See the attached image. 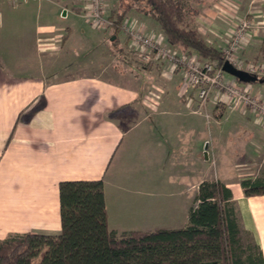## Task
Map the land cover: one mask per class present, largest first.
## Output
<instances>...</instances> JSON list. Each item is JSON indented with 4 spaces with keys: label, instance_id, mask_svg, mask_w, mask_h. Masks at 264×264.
<instances>
[{
    "label": "crops",
    "instance_id": "1",
    "mask_svg": "<svg viewBox=\"0 0 264 264\" xmlns=\"http://www.w3.org/2000/svg\"><path fill=\"white\" fill-rule=\"evenodd\" d=\"M85 8L84 0H0V238L12 232L60 233L59 184L66 180H104L112 229L114 213L127 205L125 199L142 208L135 221L142 225L129 220L122 230L188 223L177 226L158 218L173 206L162 193L164 168L194 163L195 157L184 160L194 137L203 167L208 164L201 158L206 135L194 110L196 91L181 72L156 63L141 65L129 54L127 40L119 35L116 40L108 28V38H89L95 48L90 60L76 58L67 48L74 27H60L57 21L62 11L64 17L84 18ZM248 15L254 26L237 56L247 65L263 64L264 0H212L198 18L204 20L207 40L225 48L239 20ZM131 16L148 33H163L146 17ZM228 79L264 99V83ZM231 100L214 91L207 109H215L216 119L233 113L245 128L237 157L226 156L213 176L207 165L199 179L187 170L181 180L195 190L191 206L205 180L230 187L241 234H252L264 255V194L246 197L243 178L236 182L245 168H254L246 173L253 177L264 172V115ZM233 170L235 178L222 177ZM121 218L115 214L113 219Z\"/></svg>",
    "mask_w": 264,
    "mask_h": 264
},
{
    "label": "trees",
    "instance_id": "2",
    "mask_svg": "<svg viewBox=\"0 0 264 264\" xmlns=\"http://www.w3.org/2000/svg\"><path fill=\"white\" fill-rule=\"evenodd\" d=\"M211 4L208 0H118L117 8L107 16L104 12L110 22L104 28L111 29L116 40L121 33L127 35L123 25L134 11L154 21L168 45L223 66L227 46L209 42L194 26L201 10ZM126 40L135 59L128 35ZM260 79L264 83V76ZM241 186L246 197L264 194V172L242 179ZM59 192L61 232L9 233L0 238V264H264L260 246L242 241L233 191L220 180L200 183L185 227L152 231L110 227L103 179L62 181Z\"/></svg>",
    "mask_w": 264,
    "mask_h": 264
},
{
    "label": "rangeland",
    "instance_id": "3",
    "mask_svg": "<svg viewBox=\"0 0 264 264\" xmlns=\"http://www.w3.org/2000/svg\"><path fill=\"white\" fill-rule=\"evenodd\" d=\"M208 1L211 2L212 0H208ZM104 2H105V11L104 12H105L106 16L113 9L118 7V0H104ZM84 3H85V7H86L84 9V12H83L84 18L78 17L79 18L78 19L77 16H73L72 14L71 15L67 14V16L64 17L63 11H62L60 18L57 21V24L60 27L71 26V25L74 27V32L71 36V41L68 44L67 48L70 49L72 52H74L73 54H75V57H76V55L78 56L76 58H82L83 60H85L88 56H90L95 49L94 47H91L90 42H88L89 38H91L92 35L95 36V39L98 38V36L99 37L105 36L106 38H108V29L104 28L107 26V24L95 23L88 17L90 15L88 13V10L91 7V4H93L92 0H84ZM202 12H203V9L201 10L200 13H202ZM136 14H137L136 12H134V11L132 12V15H136ZM61 17L67 18V19H63ZM198 17L199 16H197V18L195 19L194 26L199 28L203 33H205L204 30L202 29V28H204V27H202V22L204 20H202L201 17L200 18H198ZM131 18H135V17L131 16ZM77 19L80 20V22L76 21ZM146 20L152 21L150 18H147V17H146ZM197 20H199V21H197ZM152 22H154V21H152ZM69 23H72V24H69ZM79 23H80V26L77 25ZM136 24L139 26V23H136ZM63 37L64 36H61V37H59V39H63ZM119 37L122 41H124L126 39L127 35H124V33H121V34H119ZM81 41H82V43H78ZM51 42H53V41H51ZM83 42H84V45H82ZM95 43L96 42H94V44ZM91 48L93 50L92 52H90ZM225 56H226V54H225ZM87 60H90L89 57L87 58ZM238 60L242 61L241 59H238ZM244 65H247V64L244 63ZM254 65H263L264 66V63L263 64H254ZM225 75H226L227 82L232 84L233 86H235L234 82L231 81L230 79H228V75L227 74H225ZM259 76L262 77L263 75L259 74L258 77ZM4 81H6V80H4ZM187 84H189V86L191 87V84L189 82ZM241 84L243 85L246 83L241 82ZM211 96H212V94L210 95V98H211ZM252 96L256 97L259 102L264 103V99H262V98L260 99L259 96H256L255 94ZM230 99H231V96H230ZM240 103L244 104V101H242ZM249 107H251V106H249ZM194 110H196V109H194ZM214 110L215 109H211L209 107L208 113L210 114V117H207L206 110H204V109H201V110H199V112H196V114H199L198 116H200L201 119L203 120V123H202V126L204 128L203 135H206L205 136L206 142L203 144V148H202L203 154H202L201 158L204 157L203 160L206 163H208V164H205V166L209 165V172L208 173L211 174L212 176L214 175L215 171H217V169L218 170L220 169V171H221L220 163L222 162V160L226 156L230 157V158L237 157L236 152L239 150V149L237 150V148L239 147L238 142H239V140L242 139L241 137L243 136L244 133H241V132H243V129H245V128H242L241 126H238L239 123H236L234 121L237 118L235 116H233V113L230 115H227L223 118L216 119L217 115L214 112ZM1 129L2 128L0 127V130ZM240 133H241V136L238 135ZM196 143H197V141H196V138L194 137L193 140H191V142L187 144V149L184 152V154L187 155V157H184L185 161L186 160L190 161L195 157L194 163L191 164V166L185 167V165L183 164L179 167H166V168H164V172L162 174V181H163L162 193H163L164 199H167L170 203H172L173 206L169 207V209L166 212H163V216L161 218L159 217L158 221H164V223L165 222L169 223V222L173 221L175 225L180 226L181 224L184 223V221H186L188 219V210L191 207V199H192L193 193H195V190L193 191L191 187H189L186 183H183V181L181 180V175L184 174V172L188 170V171L194 172L192 177L195 180H197V179H199L200 175L204 174V170H205V166L203 167L202 161L199 157V155H200L199 153L201 152V150L198 149V145ZM207 144H208L207 150H208V153L210 155V159H207L209 157L206 158V155H205L206 150H204V149L206 148ZM180 147H182V146L180 145ZM200 147H202V143H201V145H199V148ZM213 156L217 157L216 163H215V159H213ZM262 163H264V162H262ZM262 163H260V165ZM262 167H263V165H262ZM257 168H259V166ZM253 169L254 168H250V169L245 168L242 171V172H245L244 176H243V174L241 177L238 176L236 178V182L239 183L241 181L240 179H242V178L244 179L246 177L252 176V175L246 174V173H248V172L250 173ZM259 172H261V169L259 170ZM222 177L224 179L225 178L226 179H233L236 177V175H235V172L233 170L232 172H229L228 174H223ZM165 195H167V196L169 195L171 197H167ZM125 202L127 205H124L125 207L123 209H119L118 213H114L113 218H115V214H116L120 218L126 217V219L121 218V219L116 221L112 218V226L115 227L116 229L120 230V231H122L123 227H125L127 224H129L130 221H133L134 225H142V224H135L136 220L140 221V217H138V216H141L140 211L142 210V208H133V206H136V205H134L136 203L130 204L131 201H129V199H125ZM113 207L114 206H111L112 210H113ZM153 217L154 216H152V218ZM126 227H128V226H126ZM241 238L245 244L255 242L254 236L248 232L243 231L241 234Z\"/></svg>",
    "mask_w": 264,
    "mask_h": 264
},
{
    "label": "built area",
    "instance_id": "4",
    "mask_svg": "<svg viewBox=\"0 0 264 264\" xmlns=\"http://www.w3.org/2000/svg\"><path fill=\"white\" fill-rule=\"evenodd\" d=\"M92 3L88 10L90 14L88 17L95 23L108 25L110 22L104 16V0H92ZM253 26L254 22L249 15L239 20L225 48V57L226 60L231 61L239 69L257 76L259 74L264 76L263 65H244L242 61L238 60L239 57L237 56L248 31ZM123 29L128 35L129 49L138 62L142 64L156 63L165 71L181 72L185 76L191 87L196 91L198 105L195 112L204 109L207 117H210L207 109L210 95L214 91H219L229 97L231 96V101L235 104L244 101V105L251 106L264 115V103L259 102L249 91L241 90V88L228 83L222 66H218L214 62L202 61L196 54L182 53L177 46H170L166 43L163 33H148L144 28L138 26L133 18L129 17L125 21Z\"/></svg>",
    "mask_w": 264,
    "mask_h": 264
},
{
    "label": "water",
    "instance_id": "5",
    "mask_svg": "<svg viewBox=\"0 0 264 264\" xmlns=\"http://www.w3.org/2000/svg\"><path fill=\"white\" fill-rule=\"evenodd\" d=\"M222 68H223V70L225 72H227L228 74L236 77L241 82L261 81V79L257 75L252 74V73H250V72H248L246 70L239 69V68L235 67L234 64L231 61H229V60H226L223 63Z\"/></svg>",
    "mask_w": 264,
    "mask_h": 264
}]
</instances>
